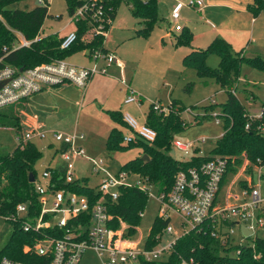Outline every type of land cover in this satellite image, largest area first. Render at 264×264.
<instances>
[{
	"label": "trees",
	"instance_id": "trees-1",
	"mask_svg": "<svg viewBox=\"0 0 264 264\" xmlns=\"http://www.w3.org/2000/svg\"><path fill=\"white\" fill-rule=\"evenodd\" d=\"M20 0H0V69L5 66L13 68H32L34 66L50 63L56 60H66L76 53H83L88 59L95 51L107 53L104 47L105 38L94 36L89 40L82 39L86 32L87 24H75L76 41L67 49H60L64 39L57 34L40 37L44 21L50 17L48 4L34 7L30 11L8 10L7 7ZM69 17L86 0H64ZM129 6L130 15L137 20L139 29L136 37L148 38L158 20V0H107L102 8L110 19L106 30H110L115 19L120 3ZM247 11L258 17L264 10V0H250L246 6ZM20 34L25 40L31 41L26 48L12 50L16 35ZM192 34L188 28H182L176 36L175 47H190ZM214 54L219 58L216 68H211L206 63L208 55ZM182 64L186 68L195 70L197 77L206 82L212 79L226 94L225 101L219 106L209 104L201 108L205 113L202 118H194L196 125L211 117L219 107L220 112L216 118L223 125V133L218 138L211 154L206 157L198 156L197 150L188 161H177L169 152L172 148L174 135L185 129L186 124L181 120V114L186 110L177 102L171 101L167 115L157 114L152 110V104L146 116L145 124L155 131L156 138L153 143H145L139 139L128 144L138 145L144 150L143 155L147 161L135 158L126 162L119 172H126L140 176L144 183L158 189V194L168 193L172 188L175 176L181 171L198 167L215 156L234 159L235 166L229 167V172L235 173L242 164L243 155L248 161L247 172L253 167H264V133L259 128L264 127V101L261 103V118L251 117L236 96L237 85L241 79L240 73L243 65L264 72V60L259 56L245 57L243 52L235 53L231 45L220 37L214 38L204 49L192 50L183 57ZM190 84L188 85V88ZM26 101L7 105L0 108V130H10L15 136L22 134L21 111ZM196 107L191 108V110ZM209 113V114H208ZM107 116L118 125L127 127L120 112L107 111ZM249 123V128L245 126ZM26 130L27 128L24 127ZM1 133V131H0ZM3 135V132L2 134ZM122 134L112 129L107 137L108 149L119 148L122 143ZM1 139V136H0ZM62 147L57 154L64 151ZM42 157L40 151L32 140L22 139L11 146L0 148V216L9 217L14 214L15 207L21 203L29 204V212L25 218L11 223V231L6 243L0 248V264L3 259L22 264H48L50 257H39L33 252H25V247H33L41 238V234L34 231H24L23 223L33 222L39 216L40 206L33 184L29 176L37 178L35 165ZM52 174V189H64L81 195L88 196L95 202L98 196L88 187L87 179H79L71 184L64 183L65 170L61 168H46ZM264 176H262V179ZM227 182L225 177L221 186ZM240 185L246 188L244 182ZM148 199V193L140 191L137 187H122L115 201H107V213L112 217L108 223L111 229H118L119 220L129 229L127 235L133 236L139 226L141 217ZM169 220L155 217L145 241L146 249H153L158 245L163 231L168 226ZM51 235V231L45 230ZM193 259L195 264H264V239L254 238L252 246H221L217 240L210 236V226L205 224L201 232L191 231L177 239L170 254L162 261L147 262L140 260L139 264H180L182 260Z\"/></svg>",
	"mask_w": 264,
	"mask_h": 264
},
{
	"label": "built area",
	"instance_id": "built-area-1",
	"mask_svg": "<svg viewBox=\"0 0 264 264\" xmlns=\"http://www.w3.org/2000/svg\"><path fill=\"white\" fill-rule=\"evenodd\" d=\"M41 3L42 1L39 0ZM107 0H86L77 8L70 17L72 23L85 22L86 32L82 39L89 40L94 36H102L106 39L108 30L106 26L110 24V19L102 8V4ZM204 0H188L186 3L178 1L174 7L171 20L177 23L180 20V9L188 7L201 11L204 8ZM176 32H180L182 27L176 24ZM16 35V41L12 50L26 48L31 45V41L25 40L20 34ZM76 41L75 33H70L61 41L60 49L69 48ZM90 66H74L66 60H56L44 63L32 68H13L5 66L0 69V108L26 101L34 94H38L48 88L62 85L64 83L83 90L87 82L94 76H105L114 65L123 70V66L114 53H103L95 51L89 58ZM126 86V96L124 104L140 105L139 96L130 89L126 81L121 79ZM152 110L157 114L167 115L169 107L163 108L160 103L153 102ZM191 112L193 110H186ZM205 114V113H204ZM203 115L193 117L202 118ZM216 119V124L220 120L217 114L212 115ZM261 118V112L258 116ZM123 121L132 132V136H124L122 142L130 144L136 139L145 143H153L156 138L154 130L145 123L138 124L130 115H123ZM249 128V123L245 129ZM264 133V127L259 128ZM45 139L46 133L33 131L20 136H15L14 141L18 143L31 140L32 137ZM222 136V135H221ZM220 136V137H221ZM53 142L57 143L65 150L58 153L64 162L61 169L65 170L64 183L71 184L74 170L70 168V162L77 158H85L83 149L76 145L83 136L67 134L60 131L51 133ZM203 138L199 141L204 142ZM172 147L178 151L188 154L198 149L194 143L181 144L173 141ZM91 165V172L100 178L97 186L92 189L93 194L98 199L93 202L88 196L81 195L64 189H52V174L44 170L41 180L37 178L33 181L34 192L40 206L39 216L35 221L24 222V231H34L41 234V238L33 247H25V252H33L39 257H50L48 264H79L84 253L88 250L95 252L101 264H139L140 260L147 262L162 261L170 254L177 239L189 234L191 231L201 232L204 225L210 226V236L217 240L221 246L235 245L234 234L236 228L240 230L244 226L252 232L264 225V195L260 186H254V172L257 171L259 179L264 176V167H253L250 172L246 171L248 161L243 155L242 163L235 173L229 172L230 166H235L234 159L222 156L204 162L198 167L190 168L187 171L179 172L174 179L172 188L168 193H161L157 196L160 205L159 216L170 222L171 214H177L182 220V234L175 237L173 229L169 226L163 231L158 245L153 249L139 248L140 241H133L132 236L127 235L129 227L119 220L118 229L108 227L112 217L107 213V201H115L118 192L122 187H137L140 191L148 193V186L144 180L134 174L118 172L115 175L108 173L104 167L103 160H87ZM242 166V169H241ZM228 176H233V180L227 185L228 191L223 203L219 201L221 190L227 182L221 186L222 180ZM130 178L134 181L130 182ZM244 182L246 188L240 185ZM237 187L239 194L232 195L229 191ZM231 201V202H230ZM29 204L21 203L15 207L14 214L9 217H2L8 222L21 219V214L28 215ZM142 217V213L139 214ZM24 217V218H25ZM45 230L51 231V235L45 234ZM174 236L170 242L160 246L164 235ZM242 238H244L240 232ZM250 238V237H249ZM248 239V238H246ZM2 264H22L2 260ZM180 264H195L193 259L182 260Z\"/></svg>",
	"mask_w": 264,
	"mask_h": 264
},
{
	"label": "rangeland",
	"instance_id": "rangeland-1",
	"mask_svg": "<svg viewBox=\"0 0 264 264\" xmlns=\"http://www.w3.org/2000/svg\"><path fill=\"white\" fill-rule=\"evenodd\" d=\"M42 1L41 3L39 0H20L8 6L7 9L30 11L36 6H44L45 1L48 4L50 17L44 21L40 37L50 34H59L61 37L75 32V24L72 23L68 15L64 0ZM178 1L186 3L188 0H158L159 21L153 28L150 38L136 37V30L139 29V25H137L138 21L130 15L129 6L125 2L120 3L104 45L105 49L116 53L124 63L126 69L123 72L122 78L120 75L116 78L117 82L115 83H118V87L111 98L110 105L115 107L122 104V95H124L123 98L125 99L126 93L120 92V87L124 86L121 79L125 80L128 85L129 78H131V75L133 76L134 70H136V77L130 89L138 88L141 92L145 93L147 99H150L152 102L155 100L164 109L170 105L171 101L177 102L186 110H191V108L196 107L191 112L185 110L181 114V120L186 124V127L174 135V141L180 142L181 144L192 142L198 148L197 155L206 157L211 154L218 138L223 133V125L221 123L216 124V119L212 116L218 114L220 109L217 107L213 112H210L211 117L199 125L195 124L193 116L197 114L200 116L203 115L204 112L201 108L209 104L219 106L225 101L226 94L214 80L207 79L206 82H203L197 77L194 69L183 66V57L190 50L186 47H175L176 36L179 33L175 31L174 27L176 24L182 26L183 20L185 19L188 22L187 28L191 29L197 38L193 45L201 48H205L213 37H220L219 35L227 37L230 33L238 31L244 34V37L238 38L234 42L233 51L235 53H244L246 45L250 41V22L248 19L239 17V15L230 13L225 9H205L204 16L201 17L196 9L183 7L179 12L180 20L175 23L171 20V14ZM207 19L211 20L210 23L214 24V27L206 23ZM262 20L264 22V17ZM167 31L173 35L165 38L164 32ZM257 32L258 29H256L255 33ZM257 34H264V28ZM252 46L251 52L248 50L250 54L247 57H250L251 53H256L255 55H259L264 59V39L258 38ZM66 61L74 66L86 67L88 64V59L83 53H76L67 58ZM206 63L209 67L216 68L219 63V58L214 54H210L206 58ZM240 76L242 79L259 84L258 89L256 88L254 90L258 99L250 103V115L257 114L260 112V103L264 101V72L243 65ZM189 84L190 87L188 88ZM241 87H243L242 83L239 84L237 95L241 103L246 105L248 103L246 102L244 92L240 90ZM81 92L85 95V90ZM27 102L29 111H33L39 104L37 94L28 98ZM132 105L135 112L133 114L134 119L138 124H144L149 105L142 106L140 104L139 106L136 105L137 107L134 104ZM105 111V107L100 103L84 104L80 113L77 132L83 134L85 137L81 143L85 158H77L70 162V168L74 170L73 179H87L88 187L91 189L97 186L100 178L92 174L91 165L87 160H103L106 171L115 175L126 162L138 157L141 158L144 152L141 146H128V144H124L123 142L119 148L113 150L107 148L106 141L110 131V121L105 116ZM124 129L127 131L128 136L133 135L127 127H124ZM0 131V134L3 132V135H0V148L11 146L15 138L14 133L10 130ZM203 138L206 139L204 142L199 141ZM33 144L42 155L35 165L38 180H41L40 177L45 168L50 167V165L53 167L57 164H64L60 155L55 154V150L59 146L57 143L53 142L52 147H50L47 145V140L37 138L33 140ZM169 154L173 159L184 162L190 160L194 152L191 151L188 154H184L172 147ZM232 180L233 176H228V182L223 186L219 196L221 203H223L228 191L227 185ZM129 181L132 182L134 179L130 178ZM253 183L255 187L260 186V190L264 195V178L259 179L257 171L254 172ZM229 193L232 195L239 194L237 187H233ZM157 196L158 189L156 187H150L148 189L147 203L142 212L139 226L132 236L133 241H140L139 248H143L152 222L159 214L160 205L157 201ZM25 215L21 214L20 217L24 218ZM181 225L182 220L179 215L171 214L169 226L173 229L175 237L181 236ZM10 231L11 223L0 217V248L6 243ZM174 236L165 234L160 246L170 242L175 238ZM254 238L264 239V225L257 227L248 239L242 238L240 230L236 228L234 234L235 245L241 247L252 246V240ZM79 264H101V262L95 252L88 250L84 253Z\"/></svg>",
	"mask_w": 264,
	"mask_h": 264
},
{
	"label": "crops",
	"instance_id": "crops-1",
	"mask_svg": "<svg viewBox=\"0 0 264 264\" xmlns=\"http://www.w3.org/2000/svg\"><path fill=\"white\" fill-rule=\"evenodd\" d=\"M204 1H205L204 8H202L201 11L197 10V13H199L201 15V17L204 16V10L205 9H225L230 13L239 15V17H244V18L249 20L251 32H250V37H249L250 41H248V43L246 45V50L243 53L245 57H247V55L250 54L252 47H253L252 45H254L256 43L258 38L264 39V34H257L260 30H263V28H264V25H263L264 22L262 20V18L264 17V15H263L264 10L259 14L258 17H256V18L253 17L246 9V6L250 0H204ZM44 3H46V2L44 1ZM210 21H211L210 19L209 20L207 19L206 23L208 25L214 27V24L210 23ZM187 23L188 22L184 19L182 26L181 25L180 26L182 28H187ZM256 29H258L257 33H255ZM188 30L192 34L191 46L189 48L186 47L187 49L190 50L189 52H191L192 50L204 49V48H201L198 46L196 47L193 45L194 41L197 38L195 36V33H193L191 29L188 28ZM180 32H177V33H180ZM151 34H152V32H151ZM151 34L149 35L148 38H150ZM57 35L59 36V34H57ZM171 35H173V34H170L169 31L164 32L165 38L171 37ZM66 36L67 35L61 36V38L66 37ZM219 36H220V38L222 37V39L224 38L225 41H227L233 49L234 48L233 47L234 42L238 38L244 37V34L238 32V31H235L234 33H230L227 37H224L223 35H219ZM216 37H218V36H216ZM216 37H213L211 39V41ZM210 42L208 43V45L210 44ZM104 47H105V45H104ZM108 52H110V51H108ZM111 53H114V52H111ZM255 54L256 53H251L250 57L259 56V55H255ZM114 55L118 58V60L122 64L123 70H120V68L118 66L114 65L113 67H111L109 69V72L107 75L92 77L87 82L85 89H83V90H85V95L81 92L82 91L81 89L73 86L72 84L64 83L62 85L51 87V88H48V89L38 93L37 94V101L39 104L37 105V107L33 111H31V110L29 111L28 102H26L24 109L20 110L21 114H22L21 115L22 133L26 134V133L31 132V131H33L34 134L39 133V132H45L46 133L45 139H41V138L35 136V137H32L31 140L33 141L34 139H37V138L40 140H47L48 141L47 145L50 147H52V143H53V140L51 137L52 132L60 131V132H64L67 134H75L77 136H83L82 140H78L76 142V145L80 146L82 148L81 143H82V141H84L85 137L83 134H79L77 132L78 127H79V121H80V113H81L85 103L86 104L87 103L88 104L100 103L106 109L105 116L110 121L109 130L111 131L112 129H116V130L121 132L123 137L128 136L127 131L124 129V127L118 125L117 123H114L106 114L107 111L120 112L122 115L130 114V116H132V117H133V114H135L134 109L132 108V106H133L132 104H129V105L124 104V98H123L124 95H122V99H121L122 104L115 106V107L110 105L111 98L114 95L115 91H117L116 89L118 87V83L117 84L115 83V82H117L116 78L119 75L122 78L123 72H125V69H126L124 63L119 59V57L116 55V53H114ZM87 59H88V57H87ZM261 59H263V58H261ZM90 64L91 63L88 59V64L86 65V67L90 66ZM135 77H136V70H134L133 76L131 75V78H129V80H128L129 81L128 85L130 88L133 85L132 83H134ZM240 83H242V85H243V87H241L240 90L244 92L246 102L248 103V104L244 105V107L246 108V110L248 111V113L250 115V103L255 102L258 99L257 95L254 93V90L256 88L258 89L259 84H257L256 82H250V81H247V80L241 78L238 85H237V90H238ZM131 90L132 91L135 90L134 92L139 96L140 104L142 106L149 105L148 109L146 111V116H147V114L149 112V107L151 106V104L153 102H156V101L153 100V102H152L150 99H147V97H145L146 96L145 93L141 92L138 88H134ZM120 92L126 93V86L125 85L123 87H120ZM142 94H143V96H142ZM86 96H88L87 102L85 101ZM236 96L239 99L237 92H236ZM150 102H152V103H150ZM261 103H260V112H261ZM134 106L137 107L135 104H134ZM260 112L257 114H254V115H250V116H258L260 114ZM145 120H146V117H145ZM24 125H26V126H24ZM24 127H27V130ZM59 147L60 146H58V148L55 150V154H57L56 152H57V150H59ZM63 165L57 164L53 167L50 165V168H59V167H62Z\"/></svg>",
	"mask_w": 264,
	"mask_h": 264
},
{
	"label": "water",
	"instance_id": "water-1",
	"mask_svg": "<svg viewBox=\"0 0 264 264\" xmlns=\"http://www.w3.org/2000/svg\"><path fill=\"white\" fill-rule=\"evenodd\" d=\"M4 83H6V82H4ZM4 83L0 84V88L2 87V85H3ZM141 159L144 160V161H147V156L143 155V156L141 157ZM33 181H34L33 176L30 175V176H29V182H30V183H33ZM240 232H241V234H242V236H243L244 238H249V237L252 235L251 232L248 231L244 226H241V227H240Z\"/></svg>",
	"mask_w": 264,
	"mask_h": 264
},
{
	"label": "bare ground",
	"instance_id": "bare-ground-1",
	"mask_svg": "<svg viewBox=\"0 0 264 264\" xmlns=\"http://www.w3.org/2000/svg\"><path fill=\"white\" fill-rule=\"evenodd\" d=\"M24 126H26V125H24ZM27 128V127H26Z\"/></svg>",
	"mask_w": 264,
	"mask_h": 264
}]
</instances>
